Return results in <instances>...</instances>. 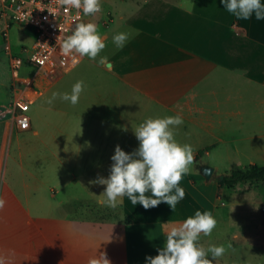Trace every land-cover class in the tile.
<instances>
[{"label":"crops","instance_id":"obj_1","mask_svg":"<svg viewBox=\"0 0 264 264\" xmlns=\"http://www.w3.org/2000/svg\"><path fill=\"white\" fill-rule=\"evenodd\" d=\"M118 9L89 20L105 24L98 29L105 43L99 56L107 65L99 56L77 55L61 72H39L28 128L9 135L0 235L17 232L25 256L17 264H80L84 248L104 247L117 248L127 264L129 232L152 235L157 252L170 225L225 206L220 194L233 190L203 180L201 154L263 166L257 162H264V20H237L220 0H124ZM117 32L129 33L121 49L112 42ZM77 81L86 85L77 104L59 96L45 102L53 92L70 93ZM177 113L184 124L175 139L191 145L195 161L180 181L184 198L173 210L163 202L145 209L127 197L115 208L105 205L104 186L90 182L108 176L114 147L133 152L140 123ZM241 166L222 176L247 167ZM94 206L121 221L84 212ZM10 214L16 218L4 219Z\"/></svg>","mask_w":264,"mask_h":264},{"label":"clouds","instance_id":"obj_2","mask_svg":"<svg viewBox=\"0 0 264 264\" xmlns=\"http://www.w3.org/2000/svg\"><path fill=\"white\" fill-rule=\"evenodd\" d=\"M220 3L237 20L246 21L253 17L264 20L262 0H220ZM59 4L66 11L82 10L84 16L101 11V0H59ZM128 39L127 32H117L112 36L117 49L123 48ZM104 48L98 26L92 22L74 24L71 34L60 45L66 56L76 54L89 59H96ZM97 62L107 65L108 58L99 56ZM85 87L83 81H77L70 93L53 92L45 102L51 104L59 96L61 100L75 105ZM183 124V117L179 113L147 118L134 131L138 146L133 152H125L119 145L114 147L108 176L97 177L90 182L104 186L105 205L115 208L127 197L133 205L139 204L145 209L161 202L171 210L175 209L185 196L180 181L189 173L193 161L191 145L181 144L175 139L176 129ZM4 206L5 201L0 198V209ZM216 223L211 212L197 210L193 216L170 225L163 246L157 248L155 256L145 257L146 264H212L214 259L224 255L225 246L209 245L205 249L198 244V240L201 234L211 235ZM0 264H3L2 259ZM88 264H110V261L105 253L100 252L89 259Z\"/></svg>","mask_w":264,"mask_h":264},{"label":"rangeland","instance_id":"obj_3","mask_svg":"<svg viewBox=\"0 0 264 264\" xmlns=\"http://www.w3.org/2000/svg\"><path fill=\"white\" fill-rule=\"evenodd\" d=\"M122 1L124 0H101V11H118ZM93 17L94 15L91 16L90 20ZM6 24L7 22L0 15V109L3 111L2 117H0V145H2L0 186L3 184L1 183V171L3 163L6 162V152L8 148H11L8 143L9 135L16 130L10 125V84L13 79L9 71V56L21 55V48L23 47L30 50L33 42V34L29 29L17 23L8 26ZM103 26L100 23L98 29H102ZM229 157L228 160H225L226 156L216 151H213L209 158L205 157L204 153L201 154L199 163L211 168L216 166L220 169L212 174L210 186L217 183L218 177L223 175L224 172L230 171L234 167H242L241 165L247 166L245 159L238 160L233 155ZM194 162L193 160L190 166L192 169ZM257 163L264 166V162ZM232 190V192L226 191L225 194H220L222 201L226 204H224V207H219L217 211L212 212L217 222L216 227L209 236L201 234L198 244L205 249L209 245L225 246L224 255L214 259L212 264H264V183H244ZM84 212L90 213L100 220L121 221L118 215L96 206L84 210ZM11 216L13 215L10 214L4 219H10ZM14 218L16 216H13ZM16 233L15 230H10L7 234L0 235V259L3 260V264H17L25 259V256H19L21 251H19ZM14 239L17 248L14 246ZM153 243L158 244V240L154 239L152 235L138 237L129 232V258L127 264H146V256L157 254L152 249ZM97 250L84 248L80 264H88L89 259L97 256ZM117 251V248H103V253L108 255L106 258L110 261V264H124L122 259H118ZM207 258L212 259L211 257ZM24 261L23 264H29L27 260Z\"/></svg>","mask_w":264,"mask_h":264},{"label":"built area","instance_id":"obj_4","mask_svg":"<svg viewBox=\"0 0 264 264\" xmlns=\"http://www.w3.org/2000/svg\"><path fill=\"white\" fill-rule=\"evenodd\" d=\"M0 15L6 26L17 23L33 34L31 49L21 48V55L9 56L10 125L18 131L28 128L31 95L38 91V73L54 75L77 63L76 54L66 56L60 49L62 40L71 34L76 23H88L82 10L66 11L59 0H0ZM3 111L0 109V117Z\"/></svg>","mask_w":264,"mask_h":264},{"label":"trees","instance_id":"obj_5","mask_svg":"<svg viewBox=\"0 0 264 264\" xmlns=\"http://www.w3.org/2000/svg\"><path fill=\"white\" fill-rule=\"evenodd\" d=\"M248 182L264 183V166L249 165L245 169H234L221 180H217V185L220 188L233 189L237 184Z\"/></svg>","mask_w":264,"mask_h":264},{"label":"water","instance_id":"obj_6","mask_svg":"<svg viewBox=\"0 0 264 264\" xmlns=\"http://www.w3.org/2000/svg\"><path fill=\"white\" fill-rule=\"evenodd\" d=\"M212 173H213V169L212 168H210L208 166H205V167L202 168L201 174H202V177H203V179L205 181H208L211 178ZM222 178H223V176L221 175V176L218 177V180H221Z\"/></svg>","mask_w":264,"mask_h":264}]
</instances>
